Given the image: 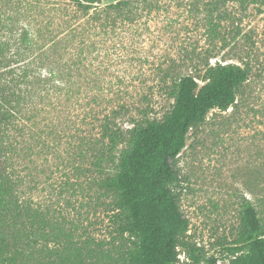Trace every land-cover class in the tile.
<instances>
[{
	"label": "rangeland",
	"instance_id": "obj_1",
	"mask_svg": "<svg viewBox=\"0 0 264 264\" xmlns=\"http://www.w3.org/2000/svg\"><path fill=\"white\" fill-rule=\"evenodd\" d=\"M119 1L124 0H101L96 10ZM125 1L126 17L115 13L109 22L104 16L98 22L91 20L94 9L80 19L71 0H0V24L7 26L0 25V32L19 33L24 26L61 36L68 20L83 21L90 29L84 42L96 46L82 57L76 95L49 81L34 84L32 78L16 89V102L4 107L11 113L10 124L0 125L1 132L6 128L1 141L9 147V172L19 180L22 198L52 226L47 231L52 257L35 254L27 264H121L133 239L119 230L113 198L93 186L100 174L85 141L100 138L99 120L120 104L161 120L173 104L161 87L164 72L175 68L195 77L202 74L195 68L207 61L241 65L249 77L238 89L235 107L211 111L188 133L175 161L174 190L189 222L183 241L217 264H230L234 258L226 257V248L237 238L243 199L255 205L264 225V0L243 5ZM23 58L17 62H34L37 53ZM71 58L68 50L44 58L36 76L48 80L51 67L63 72ZM12 252L0 256V264H23L21 259L9 263ZM178 252V264H192L182 249Z\"/></svg>",
	"mask_w": 264,
	"mask_h": 264
},
{
	"label": "trees",
	"instance_id": "obj_2",
	"mask_svg": "<svg viewBox=\"0 0 264 264\" xmlns=\"http://www.w3.org/2000/svg\"><path fill=\"white\" fill-rule=\"evenodd\" d=\"M71 1L80 19L94 9L91 20L98 22L102 16L104 22H109L115 13L126 17L124 11L129 5L124 0L97 11L101 0ZM210 1L217 5L226 2L243 5L255 0ZM87 24L68 20L61 36L24 26L19 33L12 29L0 32V125L10 124L11 113L4 107L16 102V89L32 78L34 84L46 85L49 81L65 86L71 96L80 92V88L77 92L75 88L76 77L85 67L82 57L96 47L84 42L90 30ZM67 50L74 60L71 58V65L63 72L51 67L48 80L41 79V73L36 76L37 70L44 68V58ZM33 53H37L38 65L37 60L17 62ZM195 69L202 74L183 75L175 68L164 72L161 87L173 104L161 120H150L148 112L138 108L135 115L120 104L99 120L100 138L85 141L87 155L100 174L93 186L102 196L113 198L111 205L118 211L115 218L119 230L133 239L132 249L122 257L121 264H178L181 249L192 264L218 262L213 257L206 258L196 245L183 241L189 222L180 211V197L174 190L179 183L175 161L185 148L188 133L205 122L211 111L226 112L236 106L238 89L248 80L249 72L246 67L226 61L213 65L207 61L202 68ZM126 122L129 128L123 127ZM5 129L0 131V256L12 250L9 263L21 259V263L27 264L35 254L52 257L54 249L49 247L52 226L43 213L20 195L21 184L9 172V147L1 141ZM240 216L237 238L226 248V257L234 258L230 264H264V225L258 209L250 200L243 199ZM78 256L82 254L75 258ZM75 264L82 262L78 260Z\"/></svg>",
	"mask_w": 264,
	"mask_h": 264
}]
</instances>
